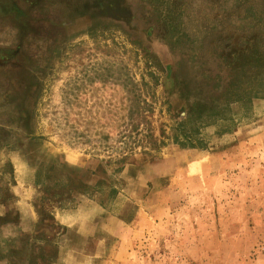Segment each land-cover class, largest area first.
<instances>
[{"label": "rangeland", "instance_id": "rangeland-1", "mask_svg": "<svg viewBox=\"0 0 264 264\" xmlns=\"http://www.w3.org/2000/svg\"><path fill=\"white\" fill-rule=\"evenodd\" d=\"M0 264H264V0H0Z\"/></svg>", "mask_w": 264, "mask_h": 264}, {"label": "crops", "instance_id": "crops-1", "mask_svg": "<svg viewBox=\"0 0 264 264\" xmlns=\"http://www.w3.org/2000/svg\"><path fill=\"white\" fill-rule=\"evenodd\" d=\"M20 202L21 206L17 209L18 216L21 219L20 224L23 225L24 229H28V225L32 224V221L34 220L32 218L33 212L30 210V203L24 200H21ZM86 206L97 207V205L91 200L89 201L88 199L86 200L85 198H83L80 199L73 208L58 209L55 212L54 217L59 223L70 229V227L77 222L80 223V214L83 210L85 211L88 209V207Z\"/></svg>", "mask_w": 264, "mask_h": 264}]
</instances>
